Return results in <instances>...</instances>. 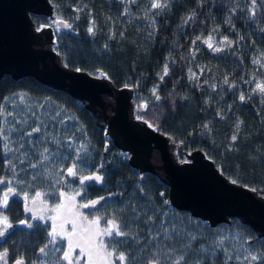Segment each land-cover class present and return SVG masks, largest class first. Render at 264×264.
Returning a JSON list of instances; mask_svg holds the SVG:
<instances>
[{"label": "trees", "instance_id": "1", "mask_svg": "<svg viewBox=\"0 0 264 264\" xmlns=\"http://www.w3.org/2000/svg\"><path fill=\"white\" fill-rule=\"evenodd\" d=\"M49 1L76 32L55 34L65 67L131 86L135 115L170 137L179 158L199 149L264 197V94L255 89L264 82V0H162L151 11L148 0ZM139 9L151 12L148 29L133 21ZM28 77L0 80V180L18 194L40 190L48 203L61 187L80 200L111 192L92 212L116 222L125 264H264V237L236 218L213 227L168 207L155 174L139 176L110 142L103 151L102 118ZM69 166L76 176L96 171L100 183L65 177ZM41 232L4 242L10 259L35 258Z\"/></svg>", "mask_w": 264, "mask_h": 264}, {"label": "water", "instance_id": "2", "mask_svg": "<svg viewBox=\"0 0 264 264\" xmlns=\"http://www.w3.org/2000/svg\"><path fill=\"white\" fill-rule=\"evenodd\" d=\"M31 15L44 16L47 22L36 25ZM57 32L76 34L67 20L55 14L49 0H0V80L8 76L18 81L29 76L50 89L65 90L82 108L103 119L104 152L110 142L126 154L127 163L139 176L152 173L165 184L168 207L185 210L192 218L213 227L229 224L236 218L250 226L256 236L264 237L263 196L222 175L199 149L183 152V158L176 159L173 150L177 146L171 138L161 134L149 120L135 115L131 86H113L100 70L91 75L63 65L54 47ZM100 177L94 171L79 179L93 180L98 185ZM62 190L61 187L57 191V205L50 209L52 225L63 221L74 225L66 238L62 259L66 260L73 249H81L84 264H111L97 243L102 234L98 218L85 220L86 227L82 228L83 216L78 207H98L112 193L92 197L79 205L75 194L68 196ZM12 194L7 192V196ZM40 201L36 194L28 205H23V213L37 209L47 212L48 206ZM10 229L11 225L0 220V242ZM5 255V251L0 252V260L4 261Z\"/></svg>", "mask_w": 264, "mask_h": 264}, {"label": "flooded vegetation", "instance_id": "3", "mask_svg": "<svg viewBox=\"0 0 264 264\" xmlns=\"http://www.w3.org/2000/svg\"><path fill=\"white\" fill-rule=\"evenodd\" d=\"M64 174L65 177L67 176L68 178L75 179V181L78 182L86 181L88 183L90 181H93L85 179L81 181L79 179L81 178V176H76L73 168L70 169L68 173L64 171ZM8 191H11L13 194L7 196ZM62 191L65 192L64 189ZM36 194H39L41 199L40 202L48 206L47 212L41 209H37L30 211L27 210V212L24 214L22 210L23 205H28L31 199L36 196ZM65 194L68 196L75 194V201L79 205L87 201L86 199L80 200V192L76 193L67 191L65 192ZM55 205H57V201L48 203L45 200L44 194H42L40 190L32 192L31 194L29 192L18 194L10 182L3 179L0 180V220H5L7 224L11 225L10 231L5 234L3 240L0 242V247L2 248L0 249V252H6L4 261L0 260V264H33L34 262H37L38 264H51L54 262H56V264H84L85 254L84 250L81 249H73L72 251H70V253L67 254L68 256L66 257V260L62 259V254L66 249V238L71 235L70 231L74 229V225L66 221H63L62 223L59 222L55 225H52L50 223L53 216L52 212H50V209ZM78 208L79 213H81V215L83 216V219L81 220V223H83V225L81 226L82 228L86 227L84 223L85 220L89 221L90 219L98 218L99 226L101 228L100 231L102 232V234L97 243L99 245V248H103L102 252L107 255L109 263L114 264L112 260L115 258L118 264H125V252L118 251L119 243L117 242V240L121 237V235L120 232L117 231L118 226L116 222L109 220L110 218L108 217L99 215L97 212H92L94 209L98 208L97 206L94 208H83L79 206ZM31 212H35L36 215L34 214V216H32L30 214ZM39 228H41L42 230V232L40 233L42 243H40L39 245V250L36 251V257L32 258V260L30 259L29 261H26L27 263H24L22 258L10 259L7 249L4 246V242H7L9 238H12V236L16 234L28 233L31 236L32 232L38 233ZM148 264L157 263H153L151 261L148 262Z\"/></svg>", "mask_w": 264, "mask_h": 264}, {"label": "rangeland", "instance_id": "4", "mask_svg": "<svg viewBox=\"0 0 264 264\" xmlns=\"http://www.w3.org/2000/svg\"><path fill=\"white\" fill-rule=\"evenodd\" d=\"M119 1H121V0H119ZM124 1H126V0H124ZM129 1H131V0H129ZM148 1L150 3V11L153 8H157L162 2V0H148ZM150 11L145 12V11H142L141 9H139V11H138L139 13L137 15L140 17H137L134 14H130V12H128L127 10H124L125 15L127 17H129V19L132 20V18L135 16L133 21H135V22L138 21V22L142 23L141 25L146 26L147 29L149 28L150 22H151L150 21V19H151V12ZM204 44H205V46L209 47L211 50H215V51L219 50L218 48L222 47V45L220 43H215L213 40H211L209 38H206V41H204ZM255 89L259 92V94H264V82H260V83L258 82L256 84ZM153 92H155L154 89L152 90L151 93L153 94ZM176 153H177V148L173 150V156L176 159H179V160L182 159V158H179V156H177ZM112 262L114 264H118L115 258L112 260Z\"/></svg>", "mask_w": 264, "mask_h": 264}]
</instances>
